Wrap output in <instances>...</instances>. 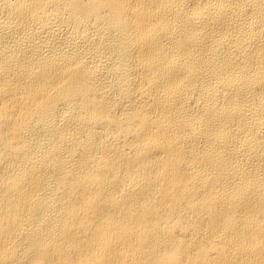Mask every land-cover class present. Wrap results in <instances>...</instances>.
<instances>
[{"label": "bare ground", "instance_id": "6f19581e", "mask_svg": "<svg viewBox=\"0 0 264 264\" xmlns=\"http://www.w3.org/2000/svg\"><path fill=\"white\" fill-rule=\"evenodd\" d=\"M0 264H264V0H0Z\"/></svg>", "mask_w": 264, "mask_h": 264}]
</instances>
